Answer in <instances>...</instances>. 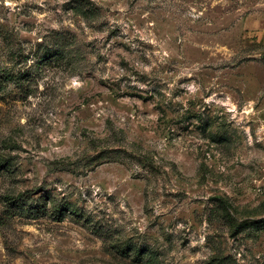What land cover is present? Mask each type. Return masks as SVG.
<instances>
[{
  "label": "rangeland",
  "instance_id": "374dc122",
  "mask_svg": "<svg viewBox=\"0 0 264 264\" xmlns=\"http://www.w3.org/2000/svg\"><path fill=\"white\" fill-rule=\"evenodd\" d=\"M1 162L0 264H264V0H0Z\"/></svg>",
  "mask_w": 264,
  "mask_h": 264
},
{
  "label": "trees",
  "instance_id": "16d2710c",
  "mask_svg": "<svg viewBox=\"0 0 264 264\" xmlns=\"http://www.w3.org/2000/svg\"><path fill=\"white\" fill-rule=\"evenodd\" d=\"M90 11H91V9H90ZM85 13H88V11H86ZM89 15H90V14H89ZM58 54H59V52H56V53H54V54L51 53L50 56H49L48 58L55 57L54 55H58ZM2 165H3V163L1 162V163H0V166H2Z\"/></svg>",
  "mask_w": 264,
  "mask_h": 264
}]
</instances>
